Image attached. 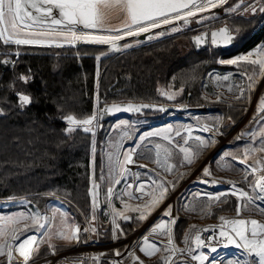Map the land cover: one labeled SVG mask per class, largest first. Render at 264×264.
Returning <instances> with one entry per match:
<instances>
[{
	"label": "rangeland",
	"instance_id": "1",
	"mask_svg": "<svg viewBox=\"0 0 264 264\" xmlns=\"http://www.w3.org/2000/svg\"><path fill=\"white\" fill-rule=\"evenodd\" d=\"M194 1L192 0V3ZM257 4H261L264 7V0H227L225 4L219 5L224 8V23H227L225 14L249 17V12L244 10L248 9L249 5L259 6ZM217 7L209 8L202 12L196 11L194 16L185 17L184 19H189L188 23L181 19L174 20L168 25H163L154 33L152 40L178 35L176 43L180 49L184 53L191 52L193 49L187 48V45L191 43V37L196 32H203L208 27L206 23L208 19H216L215 11ZM260 9L258 7L256 9L257 12L253 15L259 16L264 13ZM182 11L187 12L188 9H183ZM218 15L217 19L220 22ZM125 18V13L119 8L106 10L104 28H121ZM173 27L177 28L178 31H171ZM161 32L164 35H159ZM189 32L194 33L190 37H185ZM23 34L21 33V35ZM101 34L115 35L117 33L113 31ZM128 39H132V37H126L122 46L130 44L131 47L125 48L121 46L122 51L138 46L141 43L133 39L127 41ZM10 45L18 48V45ZM65 46L70 45L66 44ZM249 54H251L249 56L250 60L264 61V40L251 50L228 56L225 59L224 57L219 58V66L208 72L200 82L204 96L216 102L237 100L235 97L240 95L241 90H243V94H248L252 90L249 95L248 105L237 121L213 116L211 113L199 116L200 112H185L181 116L172 114L166 122L157 123L153 127H151L152 125L147 126L137 118H130L131 116L117 118L111 124V132L105 141V157L106 155L109 156L108 166L110 168V172L107 171L111 175V179L106 177L108 178L106 194L110 186L114 187L115 194L111 198V203H109L106 195L111 220L109 226L111 237L108 241L102 240L96 195L95 202H92L93 209L87 218L82 215V212L72 202L63 197L52 196L44 206L41 204L31 205V201L27 196L0 199V230L4 232V235L0 236V245L10 243L14 246L11 264H34L44 259H46L45 264H50L52 261L48 258L55 253L61 256L56 259L54 264H128L131 263L135 256L143 259L145 264H152L153 262L164 264L165 259L169 260V255L173 253L171 250L172 245L169 244L168 235L166 234L169 229L171 230L172 240L175 241L181 251L178 256V264H183L190 258L189 250L196 254L195 236L198 231L211 226L214 228L219 227L222 224L221 217L228 221L237 217L236 209L238 205H241L240 217L255 219L259 223H264V214H261L251 204L248 205L247 210H244L241 201L238 200L239 193L237 192L236 195L232 194L234 191L242 190L254 196L253 186L264 176V147H262L264 145V113L260 111L261 107L254 112L253 117L247 123H243L247 119L256 92L264 81V75H260V64H253L247 61H240L238 64L221 63V61L236 59ZM242 64L247 66L244 67ZM250 76L252 80H249L248 77ZM225 77L228 78L225 79ZM249 84L252 85L251 88L248 87ZM169 96L172 98L169 99ZM182 96L183 89L181 87L174 89L169 86L164 103L184 104L181 100ZM102 106L98 102L94 113L97 119L93 121V132L91 133L96 134L98 130H101L98 113ZM180 118L183 119V122L174 121V119L178 120ZM126 130L127 133L129 131L128 136L130 138H123ZM156 132L161 134L148 135ZM142 134L146 135L148 139L139 148L136 143L141 140ZM197 137L200 139H197ZM114 139L117 140L112 143L113 147L110 149L107 142ZM201 140L208 143V146L204 147L200 143ZM126 143H129L131 149L135 152L133 156L135 163L126 165L130 171L123 174L119 184L113 185L112 179L119 171L116 169L117 146H119L120 153H123L128 150L126 149ZM181 149L188 150V154L194 158L193 163H187L185 152ZM210 152L213 154L209 165L204 167L205 169H200L204 166L205 160L211 154ZM113 169L117 170L115 174ZM253 169H256V171H253ZM205 170L210 175H205ZM195 174H198L203 180H195L196 177L189 180ZM116 178L120 177L117 175ZM154 181L156 183H153ZM213 181L223 183L226 186H216ZM161 183L167 187L164 199L151 209H143L142 205L149 203L154 195L158 197V185ZM129 184L132 187H129ZM139 185L144 186L142 191L137 190ZM217 196L219 201L209 199V197ZM173 198L175 201L174 206L171 207L169 204L165 208ZM231 199H233L232 204L230 203ZM100 201H102L101 198ZM256 203L259 204L260 202L256 201ZM125 204H127V207H125ZM18 206H21V208H18ZM169 208H171L170 216L165 215ZM223 209L224 211H221L214 218L215 210ZM141 212H144L146 217L143 220L139 219ZM36 213H39L40 217L47 221L45 229H39L38 224L34 225L31 219L16 222L21 214L25 217H30ZM117 213H122V215H117ZM127 215H130L131 221L124 219ZM179 215L189 218H186L187 222L180 238L177 239L175 235L179 223L177 221ZM9 217L13 219L9 220ZM173 218H175L174 224L171 223ZM135 220H138V222H135ZM161 223L165 224L163 230L157 228V225ZM75 228L80 230L77 234L78 240H64L57 235L59 231L71 234V231ZM154 229L155 231H153ZM13 231H15L18 238H13ZM136 233H139V236L133 245L134 250L128 253L129 244L126 240L133 237ZM26 236L36 237L32 244L26 246V250L29 253L27 262L15 251V246L24 240ZM145 241L148 244H154L160 251L155 252L151 256H146L140 251V248L145 246ZM82 248H85V250H80ZM185 250L187 252H184ZM202 251L208 257L206 262H204L205 264H229V261L236 264L237 262L239 264H248L252 259L242 248L235 246H227L224 250H220L217 253H209L208 249ZM0 264H8L6 255L0 256Z\"/></svg>",
	"mask_w": 264,
	"mask_h": 264
},
{
	"label": "trees",
	"instance_id": "2",
	"mask_svg": "<svg viewBox=\"0 0 264 264\" xmlns=\"http://www.w3.org/2000/svg\"><path fill=\"white\" fill-rule=\"evenodd\" d=\"M226 19L237 37L224 51L212 48L184 53L176 43L178 35L141 42L119 52L97 45L16 48L0 41V199L27 196L31 205L44 206L52 196L63 197L87 218L93 209L89 189L99 185L102 201L98 221L102 240L108 241L111 220L106 200L105 141L116 119L104 122L93 134L83 131L81 125L70 126L67 117L90 118L98 102L164 103L172 86L183 89L182 103L207 107L199 116L211 113L237 121L252 90L240 99L216 102L204 96L200 82L219 66V58L251 50L264 40V13L249 17L231 14ZM20 95H27L30 103L21 104ZM184 113L157 110L130 118L153 127L172 114ZM69 127L75 130L69 131ZM221 211L224 209L215 210L214 218ZM186 218L178 217L177 239Z\"/></svg>",
	"mask_w": 264,
	"mask_h": 264
},
{
	"label": "snow or ice",
	"instance_id": "3",
	"mask_svg": "<svg viewBox=\"0 0 264 264\" xmlns=\"http://www.w3.org/2000/svg\"><path fill=\"white\" fill-rule=\"evenodd\" d=\"M227 0H202L198 5L193 4L190 7L192 0H0V41L4 45H41L48 47H64L66 44L75 47L78 43L84 44H98L108 45L112 51H120L121 46L117 43L118 41L124 40L126 37H139L142 34L150 33L153 29L161 28L163 25H168L174 20H181L185 17L194 16L196 11H206L209 8H215L219 5H223ZM119 8L125 13V20L121 28L118 29H105L104 19L106 10ZM249 8L253 12L256 11L255 7L249 5ZM183 9H188L187 12H183ZM233 10V9H230ZM261 11H264V7H261ZM175 14V15H173ZM185 23H188L184 19ZM38 25V26H37ZM115 31L117 34H101ZM171 31H178L177 28L173 27ZM21 33H24L21 35ZM159 35H164L163 32ZM218 35L224 36L225 41L231 39L230 34L226 29L220 30L219 33L213 32L211 34V42L217 44L216 37ZM148 40L153 39L152 35L146 37ZM204 39V37H197V42ZM122 47H131L130 44H125ZM19 53H17L18 55ZM249 55L241 56L236 59H229L227 61H221V63L227 64H238L240 61H247L249 63H259L261 72L260 75H264V61L250 60ZM99 59V58H97ZM228 77H225L227 79ZM252 80V77H248ZM21 79H26L21 77ZM252 87L251 84L248 86ZM243 95L241 90L240 95L235 98L240 99ZM172 97L169 96V99ZM21 104L30 103V98L27 95H21L19 97ZM120 109H105V111H118ZM125 110H132L131 108ZM139 111V108L134 109ZM260 111L264 113V101L261 103ZM97 119V116L93 115L90 118L77 120L73 116L67 117L69 125L80 126L83 125V131L93 132V121ZM69 131L75 130L73 127H69ZM94 134V133H93ZM161 133H149L148 135H160ZM179 134V133H177ZM127 135V133H125ZM143 139V137H141ZM197 139H200L197 137ZM187 143V141H185ZM200 143L207 147L208 143L201 140ZM264 147V145H262ZM185 152V160L187 163H193L194 158L188 154L187 149H181ZM135 152L133 149H128L123 153H120L119 146H117L116 155V169H118L117 175L120 178H113L112 183L119 184L120 179L123 178V174L130 171L126 165L134 164L133 156ZM122 156V162H121ZM111 159V157H110ZM143 167V165H141ZM115 171V169H113ZM256 171V169H253ZM205 175L210 173L205 170ZM153 183H156L155 181ZM213 183H215L213 181ZM96 185L93 186V201L95 202ZM129 187H132L129 184ZM235 187V185H234ZM143 185H139L137 190L142 191ZM257 188L259 189L257 191ZM167 187L161 183L158 185V197L153 196L149 203L142 205L145 210L155 207L160 201L164 199ZM238 194V200L241 201L244 210H247L248 205H254L261 214H264V177L253 186L254 196L248 192L237 190L232 194ZM115 194L114 187L110 186L107 190V197L109 203L111 198ZM130 195V194H129ZM139 199V198H138ZM209 199H215L219 201V197H209ZM256 201L260 203L257 204ZM127 207V204H125ZM139 210V209H136ZM237 217L241 215V205L237 206L236 209ZM122 215V213H117ZM165 215H171V208H169ZM128 219V217H124ZM144 212H141L139 216L140 220L145 219ZM12 220V217L8 218ZM31 219L34 225L38 224L39 229H45L47 221L43 217H40L39 213L25 217L23 214L19 217V220ZM43 221V222H40ZM221 221L224 224H230L231 233L221 228L219 235L224 237L225 247L229 244L235 245L237 248H242L251 261L248 264H264V223H259L255 219L247 220L243 218H237L233 220H224L221 217ZM171 223H175V218L171 220ZM250 225V227H249ZM157 228L164 229L165 224L161 223L157 225ZM79 229L75 228L71 231V234H66L65 231H59L57 235L64 240H78ZM155 231V229L153 230ZM203 231H213V229H203ZM168 235V242L172 245L171 230L169 229L166 233ZM4 232L0 230V236H3ZM13 238L16 237L15 231L12 232ZM36 240L35 236H26L18 245L15 246V251L23 257L24 261L27 262L29 259V253L26 250V246L32 244ZM187 240V238H186ZM195 243L197 248L206 246L204 241L201 240L200 235L195 236ZM13 248L14 246L10 243L0 245V256H7L8 264H11L13 260ZM7 249V251H5ZM172 251H177L173 245ZM146 256H151L155 252L160 251L154 244H148L145 241V246L140 248ZM191 250H189L190 252ZM211 251L215 252L216 248L212 247ZM138 259V258H134ZM193 260H197L200 264L208 259L206 255L201 253L198 256H192ZM143 264V262H140ZM164 264H169L168 259H165ZM229 264H232L229 261ZM239 264V262H237Z\"/></svg>",
	"mask_w": 264,
	"mask_h": 264
},
{
	"label": "water",
	"instance_id": "4",
	"mask_svg": "<svg viewBox=\"0 0 264 264\" xmlns=\"http://www.w3.org/2000/svg\"><path fill=\"white\" fill-rule=\"evenodd\" d=\"M222 9V6L217 7L216 12L220 11ZM189 22V19H186ZM226 29L227 32L230 34L231 39L228 40L227 42L225 41V37L218 35L216 37L218 43L213 44L211 42V34L213 32L219 33L220 30ZM154 29L150 33H145L140 35L139 37H132L133 40L136 41H141L143 43H149L151 40H148L146 37L148 35H154ZM197 37H204V39L200 40L197 42ZM237 33H234L230 27L229 24L224 23L221 27H218L216 29H213L211 31H203L199 32L191 37V45L194 48L196 52H202L208 49L209 45H211L213 48H222L224 50L230 49L236 40ZM120 46L123 44V40L117 42ZM77 45H95V44H84V43H78ZM105 46L108 48L109 51L111 52H119V51H112L108 45H101ZM120 109L118 111H105V109ZM131 108L132 110H125ZM139 108V111H135L134 109ZM207 107L204 106H194V105H189L188 103H184L181 105H174V104H168V103H149V102H136V101H122V102H114V103H106L102 106V108L99 109V120H100V129L103 128L104 122L111 120V119H117L121 118L123 116L129 117L132 115H135L140 112H147V111H162V112H201L205 111ZM82 126V125H81ZM216 186H226L223 183H218L217 181L215 182ZM90 194L93 199V188L90 189ZM101 192H100V187H96V200H97V206L100 207L101 205ZM125 217H128V219H125L127 221H131L130 215H127Z\"/></svg>",
	"mask_w": 264,
	"mask_h": 264
},
{
	"label": "bare ground",
	"instance_id": "5",
	"mask_svg": "<svg viewBox=\"0 0 264 264\" xmlns=\"http://www.w3.org/2000/svg\"><path fill=\"white\" fill-rule=\"evenodd\" d=\"M202 2V0H195L191 5H190V7H192V5L193 4H196V5H198V4H200ZM262 101H264V81H263V83L260 85V87H259V89H258V91L256 92V96H255V98L253 99V102H252V105H251V108H250V110H249V113H248V116H247V119L243 122L244 124L245 123H247L249 120H250V118L251 117H253V115H254V112L259 108V107H261V103H262ZM242 123V125H244ZM211 154L208 156V158L205 160V162H204V166H202L200 169H203L204 167H207L208 165H209V162H210V160H211V157H212V152H210ZM205 169V168H204ZM264 175V174H263ZM196 177V179L195 180H203L202 178H200V176L198 175V174H195L194 176H192V177H190L189 178V180H192V179H194ZM264 177V176H263ZM260 180V179H259ZM174 203H175V201H174V198L173 199H171V201H169V203H168V205H166L165 206V208H167L168 206H169V204H170V206L171 207H173L174 206ZM237 218H243V217H235V218H233V219H237ZM232 219V220H233ZM243 219H247V218H243ZM247 220H251V219H247ZM231 225L230 224H224V223H222L219 227H213V226H211V227H209V228H206V229H213V231H203V230H199L198 231V234L197 235H200V237H201V240H203L204 241V243H205V245L206 246H204V247H201V248H197L196 247V243H195V250H196V254H194L193 252H189V255H190V258L188 259V260H186L183 264H200V262L199 261H197V260H193L192 259V256H198V255H200L201 253H203V254H205L202 250H204V249H208L209 251V253L210 252H213V251H211V248L212 247H215L216 248V253L218 252V251H220V250H224V248H225V240H224V237H222V236H220L219 235V232H220V230H221V228H223L224 230H226V231H228L230 234H232V235H234V233H231ZM249 227H250V225H249ZM138 236H139V233H136L133 237H131L130 239H127L126 241L128 242V244H129V249L127 250V252L129 253L130 251L132 252V250H134V247H133V245L135 244V242H136V240H137V238H138ZM126 242V243H127ZM173 245L175 246V249H177V251H173V253L172 254H170L169 255V264H178V256H179V254H180V250L178 249V247H177V245H176V243H175V241L174 240H172V247H173ZM27 246H29V245H27ZM112 246H114V245H112ZM228 246H235V245H233V244H229ZM110 247V246H109ZM80 250H85V248H82V249H80ZM184 252H187L186 250L184 251ZM56 254V253H55ZM53 255V256H51L50 258H48V259H51V261H52V263H50V264H54L55 263V261H56V259H58L61 255H58V254H56V255ZM65 255H67V254H65ZM66 257V256H65ZM135 258H138V259H134L133 258V260L131 261V263H128V264H140V262H143V264H145V261L143 260V259H141L139 256H135ZM116 259V258H115ZM45 260L46 259H44V260H41V261H39V262H36V263H34V264H45ZM206 262V261H205ZM115 264V263H114ZM117 264V263H116ZM182 264V263H181ZM205 264V263H204ZM232 264H236L235 262H233Z\"/></svg>",
	"mask_w": 264,
	"mask_h": 264
},
{
	"label": "flooded vegetation",
	"instance_id": "6",
	"mask_svg": "<svg viewBox=\"0 0 264 264\" xmlns=\"http://www.w3.org/2000/svg\"><path fill=\"white\" fill-rule=\"evenodd\" d=\"M257 5H259V6H256V5H252V6H254L255 9H257L258 7H259V8L262 7L261 4H257ZM244 11H245V12H249V16H250V15H253V14H255V12H257V11L253 12V11L251 10V8H249V7H248V9H246V10H244ZM215 12H216V11H215ZM217 14H219L218 16H219V18H220V22H218ZM225 15H226V14H225ZM226 16H227V15H226ZM215 17H216V19H214V20H212V19H208V20L206 21L208 27H206L203 31H211V30H213V29H216V28L221 27L222 25H224V8H222L220 11L216 12ZM225 18H226V17H225ZM196 20H197V19H196ZM156 31H158V29H155L154 33H155ZM232 31H233V30H232ZM233 32L236 33L235 31H233ZM195 34H197V32H196ZM195 34H194V35H195ZM187 48L194 49V48H192L191 43L187 45ZM210 48L212 49L213 47H212L211 45H209L208 49H210ZM215 49H220V50H223V51H224V49H222V48H215Z\"/></svg>",
	"mask_w": 264,
	"mask_h": 264
},
{
	"label": "crops",
	"instance_id": "7",
	"mask_svg": "<svg viewBox=\"0 0 264 264\" xmlns=\"http://www.w3.org/2000/svg\"><path fill=\"white\" fill-rule=\"evenodd\" d=\"M174 121H175V122L177 121V122H180V123H181V122H183V119H181V118L178 119V120L174 119ZM173 123H174V122H173ZM125 133H127V130L125 131ZM128 134H129V131H128L127 135L124 134L123 138H124V137H128V138H130V137L128 136ZM130 134H131V132H130ZM131 135H132V134H131ZM142 135H143V134H142ZM142 135H141V136H142ZM144 136H145V137H144ZM142 137H143V139H141L140 141H138V142L136 143L137 147H141L142 145H144L145 142H146V140L148 139V137L146 138V135H143ZM153 137H154V136H153ZM115 140H117V139L110 140V141L107 142V143H108V146H109L110 149H112V147H113V144H112V143H114ZM124 140H127V139H124ZM119 143H120V142H119ZM149 144H153V143H149ZM137 147H136V148H137ZM109 148H108V149H109ZM136 148H135V149H136ZM108 164H109V156L106 155V177H109V179H111V177H110L111 175H110V173H108V171L110 172V168H109ZM107 166H108V167H107ZM107 170H108V171H107ZM116 171H117V170L114 171V174L116 173ZM116 177H117V174L115 175V178H116ZM107 183H108V178H107Z\"/></svg>",
	"mask_w": 264,
	"mask_h": 264
},
{
	"label": "built area",
	"instance_id": "8",
	"mask_svg": "<svg viewBox=\"0 0 264 264\" xmlns=\"http://www.w3.org/2000/svg\"><path fill=\"white\" fill-rule=\"evenodd\" d=\"M126 149H131V145L129 143H126Z\"/></svg>",
	"mask_w": 264,
	"mask_h": 264
}]
</instances>
